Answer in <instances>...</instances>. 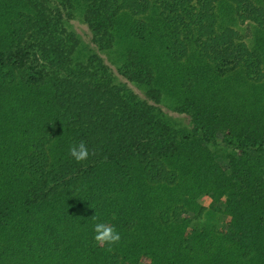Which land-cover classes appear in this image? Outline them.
<instances>
[{"label": "trees", "instance_id": "1", "mask_svg": "<svg viewBox=\"0 0 264 264\" xmlns=\"http://www.w3.org/2000/svg\"><path fill=\"white\" fill-rule=\"evenodd\" d=\"M0 264H264V0H0Z\"/></svg>", "mask_w": 264, "mask_h": 264}, {"label": "clouds", "instance_id": "2", "mask_svg": "<svg viewBox=\"0 0 264 264\" xmlns=\"http://www.w3.org/2000/svg\"><path fill=\"white\" fill-rule=\"evenodd\" d=\"M69 154L76 162H81L87 159L89 152L83 143H78L69 148ZM94 232L95 240L105 242L108 245L115 244L120 240V234L114 227L102 223L94 225Z\"/></svg>", "mask_w": 264, "mask_h": 264}, {"label": "rangeland", "instance_id": "3", "mask_svg": "<svg viewBox=\"0 0 264 264\" xmlns=\"http://www.w3.org/2000/svg\"><path fill=\"white\" fill-rule=\"evenodd\" d=\"M236 27L240 28L239 30L242 29L246 34L250 35L249 29H243V28H245L244 26L237 25ZM163 109L166 110L170 115H172L175 120L176 119L182 120V118H183L182 115H179L173 111H169L166 107H163ZM198 202L202 207L207 208L211 204V199L206 194H202L198 197ZM205 217L207 218V215H205Z\"/></svg>", "mask_w": 264, "mask_h": 264}]
</instances>
